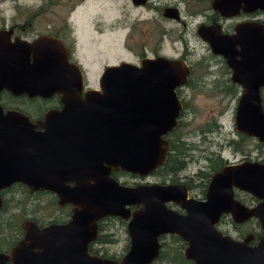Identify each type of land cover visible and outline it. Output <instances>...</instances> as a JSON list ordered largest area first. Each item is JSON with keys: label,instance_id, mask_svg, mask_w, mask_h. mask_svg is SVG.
Here are the masks:
<instances>
[{"label": "water", "instance_id": "water-1", "mask_svg": "<svg viewBox=\"0 0 264 264\" xmlns=\"http://www.w3.org/2000/svg\"><path fill=\"white\" fill-rule=\"evenodd\" d=\"M212 7L230 16L264 10V0H213ZM11 33L0 30V91L44 99L58 94L60 108L34 124L24 113L4 114L0 107V189L19 182L30 191L46 190L60 205L72 204L73 213L62 224L26 221L24 238L9 256L0 252V264H114L88 252L97 222L106 216L126 221L129 249L120 264H150L163 234L184 240L183 255L194 264H264V161L225 165L211 175L202 200L189 197L182 184L129 186L111 176L120 169L145 177L164 163L163 136L177 124L182 105L176 88L188 72L181 60L109 65L100 90L84 91L82 71L59 38L39 35L29 41L11 39ZM214 36L213 53L226 59L243 87L235 129L264 142V24L242 23L232 35ZM235 189L257 202L245 205ZM223 214L235 222L256 218L263 230L258 243L249 244L251 235L237 240L223 234L216 227Z\"/></svg>", "mask_w": 264, "mask_h": 264}, {"label": "rangeland", "instance_id": "rangeland-1", "mask_svg": "<svg viewBox=\"0 0 264 264\" xmlns=\"http://www.w3.org/2000/svg\"><path fill=\"white\" fill-rule=\"evenodd\" d=\"M55 3L46 10L41 9L39 15L31 21L30 28L24 25V11L27 9H39L45 5L46 0H0V30H8L10 26L16 25L14 34L27 39L34 38L39 34L48 33L53 26L59 27L66 24L71 30V39L68 41L73 50V60L81 65L84 73L85 87L97 88L104 68L109 65L118 64L121 61H132L134 56L127 46L135 47V42L143 41V33L139 28L129 34L128 18L140 12L135 9L130 0H53ZM74 5V8L69 9ZM132 19V18H131ZM142 33V34H141ZM200 71L197 73L199 77ZM184 100L187 103L182 134L187 140L198 143V150L193 151L194 157L186 168L181 172L184 175H193L198 170H205L207 161L205 154L208 152L219 153L222 158L231 163L243 160L241 154H233L230 147L226 145L228 138L235 136L234 111L235 98L230 94L222 95L206 89L183 90ZM31 104L23 102L22 108L30 110ZM43 105V102H41ZM35 108L40 103L34 104ZM21 108V107H20ZM33 113V112H32ZM214 119L221 128L214 132L200 134L201 128L207 129ZM210 156V155H209ZM255 153H251V159ZM122 182L127 184L159 183L160 177H130L122 176ZM165 181V180H164ZM195 189L191 194L195 195ZM47 198V197H46ZM44 212L34 210L26 206V213L35 216L39 220L47 219L44 214L49 213L48 204H45ZM36 208V207H34ZM32 209V210H31ZM22 219L17 215L14 221ZM108 232L114 233L116 241L106 244L99 253L113 255L120 259L125 253L128 244V235L125 227L118 221H109ZM221 229L228 231L236 237V230L226 221L221 224ZM244 230V229H242Z\"/></svg>", "mask_w": 264, "mask_h": 264}, {"label": "flooded vegetation", "instance_id": "flooded-vegetation-1", "mask_svg": "<svg viewBox=\"0 0 264 264\" xmlns=\"http://www.w3.org/2000/svg\"><path fill=\"white\" fill-rule=\"evenodd\" d=\"M130 1H131L132 5L135 9H140L139 10L140 12H137L134 15H130V20L128 18V25L130 26L129 27L130 32L127 35V37L131 38L133 36V32L139 28V30H141V32L143 33L144 39L141 43L135 42V47H133V48L130 46H127V48H128L127 50H129V51L131 50V53L134 56V60H132V61H121V62H128V63L134 64L136 66H141L142 62L145 59L153 60V59H157V58L162 57V58H168V59L181 60L185 64V66L187 67L188 72H187L186 77H185L186 78L185 82L176 88V94H177L179 101L182 105L180 113L183 109V103L185 101L183 98L184 97L183 90L193 89V88L207 89V88L215 87V86H218L221 88V87H224L225 85L229 88H232V89L235 88L236 90H238V93L234 97L236 100V105H237L238 99H239L240 95L242 94L243 87L240 83L233 80V70H232V68H230L228 66L226 59L222 55L213 53L211 45H210V38L215 37L214 36L215 32H217L221 36L232 35L235 32L236 27L242 23L253 22V23L264 24V10H256L253 12L239 11L238 14H236V15L223 16V15H221V13L219 11L215 10L212 7L213 0H145L143 3H139V4L134 3L133 0H130ZM67 28H69V27L67 26ZM10 29L12 30V33L10 35L11 39H13L14 37H20V36L14 34L15 26H10ZM10 29L8 28V30H10ZM38 36H36V37H38ZM36 37H34V38H36ZM70 37H71V30L69 29V36H67L66 38H63V39H61V38H59V39L65 44V46L68 50L69 60L71 62L78 64L76 61L73 60V50H72V48L68 42L71 39ZM20 38L27 39L25 37H20ZM34 38L27 39V40L31 41ZM121 62H119L118 64H120ZM115 65H117V64H115ZM78 66L80 67V69L82 71L81 65L78 64ZM192 71H195V74L192 77H190ZM198 71H200V74H201L199 77H197ZM82 75H83V81H84L83 71H82ZM99 87L100 86H98L97 88H87V87H85V82H84V91H86L88 89L100 90ZM263 91H264V87H260V96H261V100H262V106H263V99H262V92ZM9 94L13 97H10ZM13 98H17V100H19L18 101L19 103H15L16 101ZM41 99L46 101L45 103L43 102V104H47L43 110H41L40 106L36 107V108L34 106V104L36 102L40 103V105H41ZM25 101L32 103L31 109H32L33 113L30 110H28V112L30 114L22 111V109L20 107H22L23 102H25ZM0 107H1L4 114L7 113L9 110H15V111L24 113L29 118L30 122L37 124L40 120L43 119L46 111H48L50 109H59L60 108V101H59V95L58 94H54L53 96H51L47 99H44V98H41L39 96L28 97L25 94L13 95L8 90L2 89L0 91ZM235 108H236V106H235ZM263 109H264V106H263ZM180 113H179V116H180ZM234 114H235V111H234ZM179 116L177 118V124H178ZM37 129H39V127H37ZM170 131L165 136H163L164 139L168 142V149L166 152V158H167V155H168V152L170 149V139L168 136ZM235 131H237V130L235 129ZM250 137H252V136H250ZM253 138H255V137H253ZM261 143H264V142H261ZM251 153H253V152H251ZM251 153H250L249 157L243 155L244 159L241 160L240 162H243V161L263 162L264 161V155L260 159H256V158L251 159ZM255 156H256V154H255ZM166 158H165V161H166ZM240 162H238V163H240ZM228 164H235V163L228 162ZM113 170H112V172H113ZM112 172H111V176H112ZM154 172L148 176L141 177V178L156 177L153 175ZM131 175H135V177H140L136 174H131ZM186 176L187 175L180 173L181 179L179 182H171L167 178L165 181L160 180L159 184H170V183L171 184H182L187 188L189 197H192V198H195L198 200L204 199L205 194H204V197H200V198H196V197H193L191 195L190 190L188 189L187 185L184 183V180H183V178ZM119 182L122 183L121 180ZM17 183H19V182L13 183L8 187L0 189V199L2 201L0 211L5 204V199L9 198L11 195L10 188L14 184H17ZM19 184H22V183H19ZM143 184H151V183H143ZM134 185H137V184L136 183L130 184L129 186H134ZM38 190H41V189H38ZM236 190L237 189L234 190V195L236 193ZM35 191H37V190L31 191V192H35ZM242 193H246V192L240 191V194H242ZM235 198L238 199L239 201H241L242 203H244L245 205H249V206L254 205L257 202L256 198H255V201H252V202H243V200H241V197L237 198L235 196ZM58 200L59 199L57 197V201ZM45 203H46V201H45ZM66 204H69L71 206V213H70L69 218L63 223H66L70 219V217L73 213V205L70 203H66ZM66 204H63V205L59 204V205L64 206ZM167 205L170 208H173V209H175L181 213L183 212L180 205L177 203L168 202ZM134 208L135 207H132V209H134ZM16 211L13 210V212H16ZM13 212L11 211L9 213L13 214ZM7 214H5V216H4L5 218L7 217ZM229 216L232 219V216L230 214H229ZM110 217L120 218V217H115V216H106V217L101 218L100 220H103V219L105 220V219L110 218ZM120 219H122V218H120ZM100 220H98V222ZM220 220H221V217H220ZM220 220L216 224V227L223 234L230 235L231 237H233L237 240H243L247 236L251 235L252 238L249 241L250 245H256L258 243L259 237L263 235V230L261 229L259 222L257 221L256 218H249L243 222H235L232 219V221L235 224L240 226V228H238V229L241 230L240 231L241 233H242V231H244V230H242L243 229L242 227L246 226L249 220H254L258 223V227H256L255 229L253 228V230H248L246 233H242V234H244L243 236H241V234L236 231V233H237L236 237L232 236L228 231H225V230L220 228ZM26 221H28V220H26ZM31 221H33V220H31ZM98 222H97V235H98ZM106 223L107 222H105V224ZM48 224H51V223H46V224H40L39 223L37 225L39 227H43V226H46ZM57 224H62V223H57ZM106 225L108 226V223ZM23 227H24V224H23ZM248 229H250V228H248ZM4 231H8V229L6 228ZM126 232H127V230H126ZM24 234H25V229H24V231H22L21 235H19V236H17L16 234L12 236V233H8L4 237L5 240L1 239L2 236H0V239L3 240V242L1 243V245H3V247L2 248L0 247V252L9 256L11 254L12 249L14 247H16V245H18L19 241L24 238ZM168 235H171V234H163L161 236L167 237ZM158 240L160 242V247H161L162 243L160 241V236L158 237ZM128 241H129V236H128ZM92 242H90V243H92ZM90 243H89V245H90ZM89 245H88V252L90 254L96 255V256H99L102 258L111 259L115 262L114 264H120L121 259L123 258V256L126 254V252L129 249V242H128V248L125 251L124 255L120 259H117L113 256H112L113 258H111L108 256H102V254L91 253L90 249H89ZM104 246H106V244L99 245V246L97 245V247L99 249H102ZM185 247H186V242H185L184 248ZM159 251H160V249H159ZM11 263H12L11 260L7 261V264H11Z\"/></svg>", "mask_w": 264, "mask_h": 264}, {"label": "trees", "instance_id": "trees-1", "mask_svg": "<svg viewBox=\"0 0 264 264\" xmlns=\"http://www.w3.org/2000/svg\"><path fill=\"white\" fill-rule=\"evenodd\" d=\"M55 2L53 0H46L45 5H42L39 9L35 10H29L27 9L24 11L25 21L24 25L21 27L30 28V23L32 20H34L39 13L41 12V9L44 8L46 10L50 7V5L54 4ZM74 8V5L69 9L71 11ZM15 26L16 25H12ZM39 35H50L57 38H66L69 36V28H67L66 24H63L62 26L55 27L53 26L51 30H49L48 33L45 34H39ZM195 74V71H192L190 77H192ZM201 89V88H199ZM206 90H211L213 92H218L222 95L230 94L232 98L235 97V95L238 93V90L235 88H229L226 85L224 87H210ZM10 95V94H9ZM10 97H13L10 95ZM16 102L19 103L17 98H13ZM262 99H263V106H264V91L262 92ZM13 100V101H14ZM41 102H46L41 99ZM47 104L40 105L41 110L45 108ZM22 111L30 114L27 109H23L21 107ZM187 110V103L184 101L183 103V109L180 113L178 124L170 131L168 134L170 139V149L166 158V161L158 167V169L154 172V176L162 178V181L166 180L167 178L171 182H179L180 181V173L186 168L187 164L192 161L194 154L193 151L198 150V143H195L193 141H189L186 139V136L182 134L183 126L185 125L184 116L185 112ZM221 128V125L217 122L216 119H214L212 122H210L209 127L205 130L201 128L199 130L200 134H203L205 132H214ZM235 136L228 138L226 141V145L230 147L233 154H241L245 155L247 157L250 156L251 152H255L256 159H260L264 155V143L258 142L255 138L250 137L246 135L245 133L235 131ZM210 155V156H209ZM205 159L207 161V165L205 170H198L193 175H187L183 178L184 183L187 185L188 189L190 190V193L193 192V190L197 189L198 193L195 195L191 194L193 197L200 198L204 197L207 184L210 180L211 175L220 170L222 167L228 164V161L222 158V156L219 153L214 152H208L205 154ZM112 176L120 181V178L122 176H130L135 177V175H131L127 172H124L120 169L113 170ZM124 185H129L126 182H122ZM11 195L9 198L5 199V204L3 208L0 211V236L1 239L5 240L4 237L8 233H12L13 235H21L22 231H24L23 224L26 220H33L37 224H46V223H63L65 222L71 213V206L69 204H66L64 206H60L57 197L52 192H48L46 190H37L35 192H31L30 189L24 185V184H14L11 188ZM235 196L237 198L241 197V200L243 202H252L255 201V198L251 196L248 193H242L240 194V191L236 190ZM47 197V198H46ZM48 204L49 213L44 214V216L47 218L45 220H39L35 216H29L27 215L26 206H30L34 210L43 211L45 207H47L45 204ZM36 207V208H34ZM31 209V210H32ZM16 211V212H13ZM13 212L9 213V212ZM8 213V214H7ZM5 214H7V217L5 218ZM21 215L22 219L18 221H14L15 216ZM118 221L120 222L124 227L126 231V222L123 219L120 218H107L100 220L98 222V235L96 239L90 243L89 249L91 253L95 254H101L99 251H102V249H99L97 245H103V244H111L116 241V238L114 237V233L108 232V226L105 224V222L109 221ZM228 222L234 230H236L238 233L243 236L248 230H253L256 227H258V223L254 220H249L246 226H243L242 228L244 231L242 233L240 232L238 228H240L239 225L235 224L232 219L230 218L229 214H223L221 216L220 220V226L224 222ZM219 225V224H218ZM8 229V231H4L5 229ZM250 228V229H248ZM239 230V231H238ZM226 231V230H225ZM5 233V234H4ZM0 239V247L2 248L3 245L1 243L3 240ZM160 241L162 243L160 247L159 254L157 258L151 263V264H193L191 260L186 259L183 256V248L185 246V242L176 234H171L166 236H160ZM128 248V244L125 246V251ZM102 256H107L104 253H102ZM113 255H108V257H112ZM118 259V258H117Z\"/></svg>", "mask_w": 264, "mask_h": 264}]
</instances>
